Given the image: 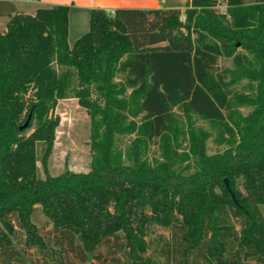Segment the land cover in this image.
<instances>
[{
	"label": "trees",
	"instance_id": "trees-1",
	"mask_svg": "<svg viewBox=\"0 0 264 264\" xmlns=\"http://www.w3.org/2000/svg\"><path fill=\"white\" fill-rule=\"evenodd\" d=\"M69 15L0 7V264H264V0L95 8L72 46ZM70 94L90 116L91 166L53 176ZM200 121L224 152L208 154Z\"/></svg>",
	"mask_w": 264,
	"mask_h": 264
},
{
	"label": "rangeland",
	"instance_id": "rangeland-1",
	"mask_svg": "<svg viewBox=\"0 0 264 264\" xmlns=\"http://www.w3.org/2000/svg\"><path fill=\"white\" fill-rule=\"evenodd\" d=\"M30 0L29 3H23L22 10L32 11L34 8L33 2ZM186 0H182L179 4L180 11L183 13L186 7ZM218 11L225 13V7H219ZM89 23L86 27V32L89 30ZM82 32V31H81ZM80 31L76 30L74 23L71 31L69 40L74 43L80 35ZM83 35V34H82ZM80 35V36H82ZM232 66L231 59L222 58L219 60L220 68H229ZM120 78V76H119ZM118 78V79H119ZM246 82L243 83L245 85ZM239 91H243V86L237 87ZM251 108L241 107L240 111L243 115H247ZM54 114L60 117V125L56 130V138L52 154L49 158V172L53 176L60 175L65 171L75 172V173H86L89 172L92 159L91 151V120L88 112L85 108L79 105L78 99L70 94V96L64 100H60L54 111ZM198 124L207 130L212 132V137L207 143L208 154L213 155L216 153H222L226 149L225 146H218L215 142L216 134L215 131L211 129L209 123L205 121H200ZM133 136H121L117 140L118 147L125 149L129 146L130 141ZM150 158L160 159V152L157 145H153L149 152ZM40 176L45 178L43 173V168L39 163ZM193 172V170L191 171ZM262 213L264 216V207H262ZM34 223L39 228V233L47 240L51 239L53 235V226L50 224L48 219L44 216L40 207L36 208L34 215ZM21 242L23 241V233H20ZM20 243V242H19ZM31 254L35 256L38 252L37 250H31ZM40 259V258H39ZM41 263V259L38 261Z\"/></svg>",
	"mask_w": 264,
	"mask_h": 264
},
{
	"label": "crops",
	"instance_id": "crops-1",
	"mask_svg": "<svg viewBox=\"0 0 264 264\" xmlns=\"http://www.w3.org/2000/svg\"><path fill=\"white\" fill-rule=\"evenodd\" d=\"M30 0H0V7L9 8V5L15 6L16 13L34 15L39 8H48L58 5L70 7L69 15V33L68 42L72 46L73 43L69 40L73 23L76 30L80 31V35L86 33V27L89 23V12L91 9H105L108 12H113L120 8L131 9H180L179 4L182 0H34V8L32 11L22 10L23 3H29ZM186 0L185 3H189ZM224 7V6H223ZM8 16H0V31L6 33ZM89 29V28H88ZM82 31V32H81ZM79 35V37H80Z\"/></svg>",
	"mask_w": 264,
	"mask_h": 264
},
{
	"label": "water",
	"instance_id": "water-1",
	"mask_svg": "<svg viewBox=\"0 0 264 264\" xmlns=\"http://www.w3.org/2000/svg\"><path fill=\"white\" fill-rule=\"evenodd\" d=\"M27 125H28V123H26L25 126H27ZM225 183H226L227 187L229 188V183H228V180H227V179H225ZM232 195H233V194H232Z\"/></svg>",
	"mask_w": 264,
	"mask_h": 264
}]
</instances>
